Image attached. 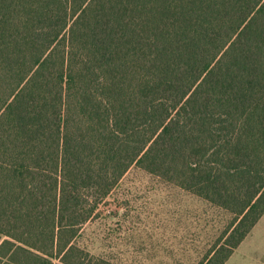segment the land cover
Masks as SVG:
<instances>
[{
  "label": "trees",
  "instance_id": "trees-1",
  "mask_svg": "<svg viewBox=\"0 0 264 264\" xmlns=\"http://www.w3.org/2000/svg\"><path fill=\"white\" fill-rule=\"evenodd\" d=\"M133 168L264 216V0H0V264H115L78 243Z\"/></svg>",
  "mask_w": 264,
  "mask_h": 264
},
{
  "label": "rangeland",
  "instance_id": "rangeland-1",
  "mask_svg": "<svg viewBox=\"0 0 264 264\" xmlns=\"http://www.w3.org/2000/svg\"><path fill=\"white\" fill-rule=\"evenodd\" d=\"M231 221L226 211L131 169L78 243L115 264H197ZM226 264H264V216Z\"/></svg>",
  "mask_w": 264,
  "mask_h": 264
},
{
  "label": "crops",
  "instance_id": "crops-1",
  "mask_svg": "<svg viewBox=\"0 0 264 264\" xmlns=\"http://www.w3.org/2000/svg\"><path fill=\"white\" fill-rule=\"evenodd\" d=\"M261 219H262V218H261ZM258 223H259V222H258ZM256 227H257V226H255L254 229H255ZM254 229H253V230H254ZM253 230H252V231H253ZM251 233H252V232H251ZM251 233H250V234H251ZM238 248H239V247H238Z\"/></svg>",
  "mask_w": 264,
  "mask_h": 264
}]
</instances>
